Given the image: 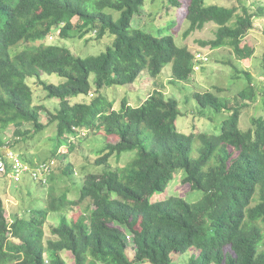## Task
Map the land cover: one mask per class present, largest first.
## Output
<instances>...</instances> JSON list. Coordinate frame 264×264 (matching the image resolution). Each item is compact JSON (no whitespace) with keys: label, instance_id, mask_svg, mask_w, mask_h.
I'll return each mask as SVG.
<instances>
[{"label":"trees","instance_id":"16d2710c","mask_svg":"<svg viewBox=\"0 0 264 264\" xmlns=\"http://www.w3.org/2000/svg\"><path fill=\"white\" fill-rule=\"evenodd\" d=\"M236 1L240 11L238 6L206 0L170 3L178 8L185 3L188 26L183 37L212 22L217 25L215 37L200 44L229 46L237 59L244 60L255 50L242 41L256 13L243 0ZM144 2L0 0V130L12 126L15 136L24 139L55 124L53 156L80 130L98 131L109 139L93 161L105 165V170L86 174L78 198L50 195L46 208L9 221L0 196V264H66L63 250L71 252L73 264H170L174 254L187 251L191 253L187 264H264V117L252 116L250 127L239 128L242 110L264 94V77L254 83L245 71L246 83L230 96L212 90L193 93L208 120L226 113L217 133L195 125L188 133L178 130L179 102L160 89L138 105L124 98L118 109L103 95L70 102L73 96L92 93V74L98 92L131 84L143 72L156 79L167 64L173 82L192 73L199 50L177 45L173 34L155 36L132 27ZM55 30L61 38H83L93 30L96 38L108 33L114 39L105 51L82 57L68 47L46 43ZM43 73H55L63 81H43ZM30 78L39 81L47 98L58 100L47 123L40 119L46 111L43 105L33 104ZM25 124L31 129L22 130ZM130 151L134 156L125 165L110 168L112 156ZM179 170L184 171L178 176L183 194L152 201L153 192L164 190ZM71 171L70 166L67 173ZM188 189L200 190L201 197L187 200ZM84 202L88 203L76 217L62 215L50 227L54 238L45 244L49 212ZM126 234L132 235V258Z\"/></svg>","mask_w":264,"mask_h":264},{"label":"rangeland","instance_id":"374dc122","mask_svg":"<svg viewBox=\"0 0 264 264\" xmlns=\"http://www.w3.org/2000/svg\"><path fill=\"white\" fill-rule=\"evenodd\" d=\"M206 2L207 4L216 3L223 6H238L239 11L241 6L240 2L236 0H206ZM243 3L256 15L253 20V27L247 32L242 43L252 46L255 50L249 58L239 60L229 46L212 48L209 45L203 47L200 44V40H209L215 37L217 25L212 22L205 24L201 30L190 33L186 38L183 37V32L188 26V22L185 20V3L178 8L173 6L170 0H145L141 7L142 9L132 19V27L144 29L155 36L160 33L173 34L177 45H187L192 51L199 50L208 59L200 65L198 70L193 68L189 77L182 81H172L171 64H167L156 79L143 72L131 84L111 85L103 87L98 92L95 91L96 87L93 82L95 76L92 74L90 83L93 95L73 96L70 98V102L89 101L97 95H103L108 102H112L113 108L118 109L124 98L129 104L138 105L154 89H160L166 97H175L179 102L182 115L177 117L178 130L188 133L192 131V126L195 125L199 130H204L208 133L220 132L221 120L227 117L226 113L225 115L219 113L221 115H217L215 119L208 120L205 115L199 112L200 106L193 98V93L212 90L223 96H230L237 93L246 83L245 71L250 73L254 83L260 84V78L264 77V66L262 64V53L264 51V0H243ZM113 14L115 18L118 17V12L114 11ZM113 39L114 36L108 33L101 38H96V33L93 30L83 38H61L58 35V31L55 30L52 35L47 37L46 43L68 47L74 54L86 57L105 51L108 46L112 45ZM41 79L55 84L63 81V78L55 73H43ZM28 83L33 90V104L43 105L46 110L42 111L40 119L42 122L47 123L48 113L55 112L58 107V100L56 98H47L45 91H43L41 84L36 78L28 79ZM206 110L210 111V109ZM260 115L264 117L263 93H260L256 101L242 110L239 128L243 131L246 130L250 127V118ZM24 129H31V125L25 124L22 130ZM55 129V124H50L42 131L24 139L19 138L17 135L15 136L12 126L5 131L0 130V140H8L13 145V148L19 151L23 158L26 159L25 161L35 162L54 159L55 163L51 176H49V180L45 184L29 176L16 181V183L0 177V196L4 201L5 214L9 221H12L15 216L28 217L32 209L46 208L50 195L60 197L65 194L67 199L70 200L78 198L86 174L102 173L105 170V165H96L93 162L100 155V149L109 141L103 133L98 131L85 133V130L84 132L80 130L76 135L69 136L70 143L61 146V152L58 156H53L52 151L56 147ZM193 154L195 155V152ZM133 156V151L124 152L119 158L112 156L109 160V166L110 168L123 166ZM70 166L72 167V173H67ZM181 174H184L183 170H179L176 173L177 176L175 175L164 190L153 192L150 199L155 201L175 193L183 194V188L178 186V179ZM201 195L202 192L200 190L188 189L185 198L189 201H196ZM86 203L88 202H84L79 206H66L57 212H49L44 223L45 244L48 238H54L50 233V227L57 225L62 215H66V218L69 219L76 217ZM126 240L128 243V255L132 258L134 256L132 235L126 234ZM60 254L66 264H73V256L70 251L63 250ZM190 256L191 253L189 251L178 255L174 254L170 264H187Z\"/></svg>","mask_w":264,"mask_h":264},{"label":"built area","instance_id":"2783aa9c","mask_svg":"<svg viewBox=\"0 0 264 264\" xmlns=\"http://www.w3.org/2000/svg\"><path fill=\"white\" fill-rule=\"evenodd\" d=\"M208 57L201 51L195 53L193 68L198 70ZM50 170L48 163H39L34 167L23 162L19 156L13 152L7 145L0 147V174L5 175L13 181H20L24 174L29 173L30 177L43 182Z\"/></svg>","mask_w":264,"mask_h":264},{"label":"clouds","instance_id":"9594fccd","mask_svg":"<svg viewBox=\"0 0 264 264\" xmlns=\"http://www.w3.org/2000/svg\"><path fill=\"white\" fill-rule=\"evenodd\" d=\"M89 95L92 96L93 94L90 93ZM4 145H7V146H8L13 152H15V153L19 156V158H20L23 162L27 163L29 166L34 167V166H36L37 164L44 162V163H48V164L50 165V170H51V171L53 170V167H54V165H55V163H54V159H47V160L35 161V162H27V161H25L26 159L23 158V156L21 155V153H19V151L15 150V148H13V145L10 144V142H9L8 140H7V141H1V140H0V147H2V146H4ZM60 148H61V147H60ZM59 151H60V149H59ZM50 170H49L48 174L50 173ZM48 174L46 175V180H45L44 182H43V181H40L41 183L45 184V183L48 182V178H49V177H48ZM3 176H4V177H3ZM27 176L30 177V174H29V173L24 174V175H23V178H25V177H27ZM0 177H3L4 179H7V177H6L5 175H3V174H0ZM9 180H10V179H9ZM10 181L16 183V181H13V180H10ZM38 181H39V180H38Z\"/></svg>","mask_w":264,"mask_h":264}]
</instances>
